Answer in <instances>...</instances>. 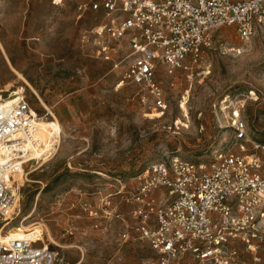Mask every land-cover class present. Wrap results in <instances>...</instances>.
I'll return each instance as SVG.
<instances>
[{
	"label": "rangeland",
	"instance_id": "obj_1",
	"mask_svg": "<svg viewBox=\"0 0 264 264\" xmlns=\"http://www.w3.org/2000/svg\"><path fill=\"white\" fill-rule=\"evenodd\" d=\"M86 1L0 0V89L25 91L60 135L49 161H27L12 226L35 212L30 223L43 222L51 231L55 243H47L58 249L60 264H152L157 255L147 242L119 237L134 205L117 193L124 185L134 188L152 163L170 154L206 162L230 146L232 104H244L250 136L264 145V29L249 42L234 27L220 29L204 54L203 74L171 78L161 72L167 111L150 118L134 86L121 83L128 49L102 60L82 45V34L101 21L92 11L77 21L75 12ZM224 104L230 107L222 111ZM78 187L94 202L114 194L108 231L94 230L79 209ZM258 244L253 253L242 248L247 264H264V235Z\"/></svg>",
	"mask_w": 264,
	"mask_h": 264
},
{
	"label": "built area",
	"instance_id": "obj_2",
	"mask_svg": "<svg viewBox=\"0 0 264 264\" xmlns=\"http://www.w3.org/2000/svg\"><path fill=\"white\" fill-rule=\"evenodd\" d=\"M42 1L60 6L67 0ZM87 11L101 13V21L82 34V45L102 60L128 49L121 83L134 86L150 118L167 111L161 72L171 78L203 74L204 54L220 29L234 27L243 42L264 29V0H87L75 12L77 21ZM24 92L0 89V264H60L49 242L31 232L13 234L20 203L16 177L25 173L26 154L44 146L39 113ZM243 108L232 104L231 145L209 161L170 154L152 163L134 188L118 191L121 201L134 205L119 237L147 242L157 255L152 264H247L242 248L257 250L264 235V145L251 138ZM50 144L53 153L56 142ZM74 193L93 229L108 231L114 194L94 202L81 187Z\"/></svg>",
	"mask_w": 264,
	"mask_h": 264
},
{
	"label": "bare ground",
	"instance_id": "obj_3",
	"mask_svg": "<svg viewBox=\"0 0 264 264\" xmlns=\"http://www.w3.org/2000/svg\"><path fill=\"white\" fill-rule=\"evenodd\" d=\"M18 79L26 81V79L23 77V75L19 72H17ZM27 83V81H26ZM15 85L11 84L9 90H13ZM18 87V86H17ZM18 90L21 92L22 90L18 88ZM39 128H40V137L44 142V146L39 151H31L26 154V158L29 160L33 159H42L46 162L49 161L48 159L52 155V152L50 153L49 150L52 148L50 147V142H60V135H58V126L53 125L49 122L43 121L42 118L39 120ZM58 145V144H57ZM54 155V154H53ZM52 155V156H53ZM36 160V161H37ZM44 161V162H45ZM43 162V161H42ZM21 176H17V181H21ZM21 185V184H20ZM18 189V187H17ZM19 213V211H18ZM21 213L18 214L20 216ZM35 212H31L29 214H26L23 216L20 224L16 227V229L13 231V234L15 236H21L24 232H31L32 234H35L39 236V240H44L45 242L50 241L52 243H55L51 231L48 229V227L43 222L38 223H30V220L33 218ZM20 218V217H19Z\"/></svg>",
	"mask_w": 264,
	"mask_h": 264
},
{
	"label": "snow or ice",
	"instance_id": "obj_4",
	"mask_svg": "<svg viewBox=\"0 0 264 264\" xmlns=\"http://www.w3.org/2000/svg\"><path fill=\"white\" fill-rule=\"evenodd\" d=\"M57 2H58V0H57Z\"/></svg>",
	"mask_w": 264,
	"mask_h": 264
}]
</instances>
